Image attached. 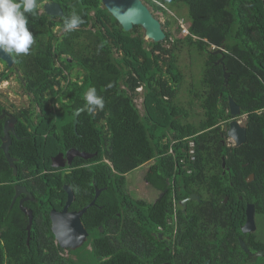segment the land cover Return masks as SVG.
Instances as JSON below:
<instances>
[{
    "label": "trees",
    "instance_id": "trees-1",
    "mask_svg": "<svg viewBox=\"0 0 264 264\" xmlns=\"http://www.w3.org/2000/svg\"><path fill=\"white\" fill-rule=\"evenodd\" d=\"M143 1L154 16L160 12L166 17L162 23L166 33L163 42H147L140 26L125 31L102 0H38L37 14H27L35 41L29 54H11L12 67L0 60L6 67L0 71V81H9L15 73L31 100L29 107L15 111L21 139L13 137L10 154L18 159L17 176L0 149V235L7 245L0 240V264L6 259L5 248L13 252L10 264H81L83 250L71 251L77 259L66 261L65 251L50 228L49 212L64 204L65 185L75 193L73 209L88 205L95 190L106 187L96 201L102 209L90 207L84 222L87 228H94L99 217H116L119 212L120 224H124L122 237L127 243L133 238L128 235L133 230H145V222L173 234L174 225L168 220L174 203L193 193L200 196V201L187 203L186 215L182 214L178 226L188 224L183 231L192 228V238L198 241H207L213 234L218 240H233L235 233L242 234L245 201L255 204L256 213L264 216V0ZM46 2L58 3L63 16L41 12ZM183 8L187 9L188 24L182 17L170 15ZM73 10L85 23L65 32L64 18ZM182 23L188 28L187 35L181 33ZM175 26L181 37L176 36ZM223 47V54H217ZM187 48L190 54L197 50L204 58L203 92H195L204 116L196 124L186 121L190 114L177 98L183 75L176 56ZM222 57L229 74L227 84L223 64H217ZM90 87L96 88L105 106L82 112L75 129V113L85 106L83 96ZM140 95L144 115L136 104ZM230 97L240 106L241 115H247V140L232 149L222 143L226 132L220 126L235 117L230 114ZM4 110L8 111L0 102V114ZM3 124L0 120V135L4 133ZM191 140L195 142V161L189 152ZM71 148L96 154L92 162L97 163L68 174L53 167L54 157ZM222 157L232 168L225 177L240 180L222 181ZM153 159L155 164L144 179L165 195L154 208L147 209L129 199L125 175ZM81 162L85 160L75 158L73 167ZM55 170L59 172L51 174ZM248 173L255 174L253 182H245ZM34 175V193L40 203L34 206V224L27 244L28 218L17 206L10 209V205L16 180ZM129 195L133 197L131 192ZM226 196L230 198L228 203H224ZM1 215L7 217L8 230L2 229ZM145 238L153 239L150 235ZM253 242L254 249H264V242ZM104 246L94 244V262L95 257L105 254ZM122 246V264H137L131 258L132 250L123 254L127 249ZM224 254L226 264H264V258L243 255L238 261ZM141 264L145 262L141 260Z\"/></svg>",
    "mask_w": 264,
    "mask_h": 264
},
{
    "label": "flooded vegetation",
    "instance_id": "flooded-vegetation-1",
    "mask_svg": "<svg viewBox=\"0 0 264 264\" xmlns=\"http://www.w3.org/2000/svg\"><path fill=\"white\" fill-rule=\"evenodd\" d=\"M5 111V112H4ZM2 111V113L0 114V120H4V130H3V135H0V149L4 152V150L2 149V145L4 143V137H5V123L10 120L11 118L15 119V122L10 123V127L14 128L13 130H10L9 134L11 137V144L9 146V154H10V149L11 146L13 144V137H16L18 140L21 139V137L17 134L16 131V125L18 124L19 119L15 116L16 113L13 111H6L4 110ZM4 114V117L1 118V116ZM247 119V115H240L238 117H233L230 120L227 121H223L220 123L221 129L226 132V136L224 137V135H222L223 139H222V143L225 144L229 149H232L234 147H237L235 142H233V140L227 135V131L229 128V124L232 120H237L240 125H245V121ZM246 126V125H245ZM8 141V139L6 140V142ZM228 143V144H227ZM71 149H75L76 148H71ZM71 149H68L66 152H63L62 154L65 156L64 161L66 163L65 167H58V169L63 170L62 172L68 174L71 173L73 170H75L78 167H90L93 164L97 163V162H92V159H88L85 160V162H81L79 165L73 167V163L75 161L74 157L73 160L71 161L70 164H68V160L66 158L67 152ZM79 151V150H77ZM80 152V151H79ZM5 154V152H4ZM11 156V154H10ZM12 157V156H11ZM15 158V157H12ZM16 161H14V163H16L18 161L17 158H15ZM8 164L9 161L7 160ZM16 165V164H15ZM53 165V163H52ZM10 166V164H9ZM11 167V166H10ZM17 167V166H16ZM222 169H224L223 172V177L222 181H238L240 179H238L239 177H237V179H233V176H229V177H225V172L228 171H232V168L227 167V163H226V159L225 157H222V164H221ZM243 168H247L248 165L247 164H242ZM12 168V167H11ZM13 169V168H12ZM59 170H55L52 171L51 174H56L58 173ZM17 174H18V168H17ZM17 174H14V170H13V175L17 176ZM35 177L31 176L28 179H24V180H16V183H14V194L12 197V202L10 205V209L13 208L14 206H17L20 210V212H22L24 215L27 216L28 218V224H29V217L26 214V212L24 210L27 211H31L32 215H33V224H34V206H37L40 202L38 199V195L37 193H34V187L36 186V181H35ZM255 174L254 173H248L247 176L244 178L245 182H253L255 180ZM145 183H147L149 186H151L152 189H154V187L146 180H144ZM231 182V184H232ZM3 184H8V183H3ZM32 187V190H30L28 187ZM65 186H69V185H65ZM17 187H21V188H25L26 191H22L19 192V194H17ZM95 187V185H94ZM71 189V187H70ZM105 188H101V189H96L95 190V196L93 198V201L96 198L97 195V190H99V196L103 193L102 190H105ZM72 190V189H71ZM66 192V191H65ZM73 195H74V199L71 203V205L68 208V213L72 214V213H79L81 212L85 207H87L88 205H90L92 202H90L88 205L82 207L81 209H73L72 205L76 200V196L74 191L72 190ZM128 196L130 197V200L135 201L136 203H140V205H146L147 209H151L154 205L158 204L161 199L164 197L165 192L162 191H155L154 193L151 194H145L143 193V195L138 194L135 195L136 197H132L129 191H127ZM259 192L256 193V196ZM132 194V193H131ZM137 194V193H135ZM192 195H196L198 198L194 199V200H190V201H200V196L197 195L196 193H193ZM190 195V196H192ZM264 197V194H262ZM55 196V195H54ZM53 196V198H54ZM98 196V197H99ZM189 196V197H190ZM98 197L96 198V201L98 199ZM188 197V198H189ZM56 198V197H55ZM68 194L66 192L65 195V202L64 204L61 206L60 209H55L52 207V209L49 212V221H50V228L52 229V217H51V211L55 210L58 213H61L65 207V205L68 202ZM187 198V199H188ZM240 199H242V197H240ZM15 200V202H14ZM184 200V199H183ZM230 200L229 196L225 197L224 203H228V201ZM264 200V199H263ZM95 204L93 206H98L97 209H102L103 206H100L98 204ZM182 200L180 201H175L174 204H176L173 208V211L170 213L171 219L168 220V223L170 225H174V233L172 234H166L165 233V229L162 227L157 228L156 225H150L147 224V222H145V230L144 231H140V232H136L135 230L132 231V234L129 233L128 235H131L133 238L132 240L127 243L126 239H123L122 235H124V233L121 231V227L124 225L120 224L119 221V217L121 216V214L119 212H116L114 216H107L106 218H101L99 217L97 219L96 222V227L97 230H94V228L96 227H91V228H87L85 222H84V218L85 215L87 214V212L82 216L81 220L83 223V226L85 228V230L87 231V236L86 239L84 241V243L82 244L81 247L77 248V249H71V248H66L63 249L65 252L63 253L64 258L66 259V261H68V259H73L76 260L77 256L75 254H72L71 251H76L79 249L83 250L82 253V258L80 263L81 264H122L121 259H120V246L121 243L123 244L121 249L126 250L125 252H123V254H125L126 252L128 253L129 250H132V255L131 258L136 261L137 264H141V260H143L145 262V264H211L212 262H214L215 264H226V258H225V252H226V256H228L227 258H231L233 260H240L241 257L244 255V257H255V258H264V256H258L256 255L257 252H263L264 249H254L253 247V240H255V244L261 243L263 244L264 242V233L262 234V236H256V233H259L260 231V227H264V216L262 217L261 215L256 213V209H255V221H256V230L249 232V233H243L242 228L244 227L246 220H247V214H246V209L247 206L252 204L255 207V204L250 203L248 201H245V222L243 225L240 226V230L242 232V234H238L235 233L233 240L232 239H227V240H218L215 235H210L209 240L207 241H198L193 239V233L191 232V229L183 231V228L188 227V224L185 226H182L181 228L178 226L179 221L182 218V214L184 213V215H186L185 213V208L186 205L183 206L182 205ZM189 202V201H188ZM187 202V203H188ZM55 203L54 201H49V205H52ZM178 203L183 207L180 208ZM61 204V202L59 203ZM92 206V207H93ZM130 207H133L131 201L129 204ZM154 208V207H153ZM159 208V207H158ZM17 211V210H14ZM167 211V209L165 210ZM152 212V211H151ZM151 212H149L150 214V219L151 217ZM2 229L5 228L6 230H8L7 224H8V220L6 216H2ZM149 220V219H148ZM121 222H123L121 220ZM27 224V226H28ZM33 224H32V228H33ZM184 225V224H183ZM26 226V229H27ZM89 229H92L91 231H89ZM264 229V228H263ZM32 231V230H31ZM262 232V230H261ZM28 234V232H27ZM150 235L153 239H147L145 238V236ZM261 235V234H260ZM31 238V235H30ZM29 235H28V239H27V244H29L30 241ZM0 240L3 244V246H6L5 241L2 239L1 235H0ZM56 240V239H55ZM122 241V242H121ZM57 242V241H56ZM242 243H244L247 247V250H245L242 247ZM58 244V243H57ZM94 244L99 245H105V254L103 255H98L97 257H95L96 261L94 262V260L91 258V252L94 251ZM86 246L85 248H82ZM224 246H226V249H224ZM108 248H113L114 251L110 252L108 250ZM5 251V260L3 262V264H10V260L9 257L12 256L11 254H13V252H10L8 248L4 249ZM218 253V255H216ZM221 253V254H219ZM122 254V255H123ZM120 255V256H119ZM146 255V256H145ZM144 258H143V257ZM232 256V257H231ZM139 257V258H137ZM200 257H203V259L201 260ZM209 257H212L211 259ZM140 259V260H138ZM132 262V260H131ZM69 263V262H68ZM263 264V263H261Z\"/></svg>",
    "mask_w": 264,
    "mask_h": 264
},
{
    "label": "water",
    "instance_id": "water-1",
    "mask_svg": "<svg viewBox=\"0 0 264 264\" xmlns=\"http://www.w3.org/2000/svg\"><path fill=\"white\" fill-rule=\"evenodd\" d=\"M103 5L106 7L108 12L119 22L122 28L125 31H131L134 26H140L144 30V35L147 37V40L154 41L156 43L163 42L166 38V33L163 30L162 23L158 18H156L149 7L142 0H102ZM44 11L46 14L51 16H62L63 11L59 4L52 2L46 3L44 5ZM144 37V38H145ZM224 47L219 48L216 53L223 54ZM224 57V56H223ZM223 57L217 62V64H223ZM0 60L7 63L8 66L12 67L14 64V59L9 53L0 52ZM224 77L226 84L229 81V74L226 72V68L224 67ZM20 79H22L21 74H19ZM83 111H80L79 114H75L74 126L76 127L79 120V115L86 110L85 107ZM80 108V109H82ZM229 108L230 114L232 116L238 117L241 115L240 106L233 100V98H229ZM5 112V111H4ZM4 117V114L1 118ZM15 122V119L11 118L5 123V137L4 143L2 145V149L4 150L6 156L8 157V161L10 166L14 170V174H17V167L14 163L16 161L15 158H9V146L11 144V137L9 134L10 130L14 131L13 127H10V123ZM227 135L235 141L237 147L242 146L247 140V127L245 125H240L237 120H232L229 124V128L227 131ZM8 141L6 142V140ZM96 154H87L85 152H79L75 149H71L67 152L66 158L68 160V164L71 163L74 157H80L82 159L88 160L95 156ZM65 156L60 153L53 159V167H65L66 163L64 161ZM63 160V161H62ZM65 191L68 194V202L65 205L63 211L61 213L56 212L55 210L51 211L52 217V232L56 241L60 244L63 249L71 248L77 249L82 246L84 243L87 231L85 230L82 223V216L87 212V210L95 204L96 198L99 196V192H97L95 200L85 207L79 213H68V208L71 205L74 195L70 186H64ZM26 191L25 188L17 187V194L19 192ZM196 195L190 196L188 199L182 200V205L185 206L188 201L197 199ZM15 202V200H14ZM29 217V224L27 226V232L30 238L32 224H33V215L31 211L24 210ZM247 220L242 228L243 233H249L256 230V221H255V207L250 204L246 209ZM242 247L247 250V247L244 243H242ZM258 256H264L263 252H257Z\"/></svg>",
    "mask_w": 264,
    "mask_h": 264
},
{
    "label": "rangeland",
    "instance_id": "rangeland-1",
    "mask_svg": "<svg viewBox=\"0 0 264 264\" xmlns=\"http://www.w3.org/2000/svg\"><path fill=\"white\" fill-rule=\"evenodd\" d=\"M44 4L43 8L40 10L41 12L44 11ZM154 14L155 17L161 21V23H165L166 17L164 15L160 12H155ZM170 15L174 17H182L181 20L184 19L185 23L188 24L187 9L183 8L180 13L172 11ZM174 30L176 31V26ZM176 36L181 37L182 34L176 31ZM145 40L148 42L147 37H145ZM166 45L168 46V44ZM194 52L195 53L192 52L193 54H190V50L187 48L178 53L176 56V63L183 75V81L177 96L179 100L178 103L185 107L190 114L186 121L196 124L199 123L204 116L203 110L200 108V100L195 97V92H203L201 82L203 77L204 58L198 54L197 50H194ZM5 68L4 63L0 61V71L5 70ZM139 90L142 89L140 88ZM30 101V97L25 94L15 73L12 74L9 81H0V102L7 107L8 111L15 112L21 110L23 107L27 108L30 106ZM142 102V97L140 95V97L136 99V104L141 114L144 115L145 111ZM190 102H192L191 105L189 104ZM57 107L59 108L60 106L57 105ZM154 162L155 159H153L152 162L143 164L139 169L125 175L126 189L131 192L133 196L138 194L143 195V193L151 194L155 192V189H152L151 186L144 181L145 175L150 170V167L155 164ZM263 228L260 227L259 233H256L257 237L262 236L264 233Z\"/></svg>",
    "mask_w": 264,
    "mask_h": 264
},
{
    "label": "clouds",
    "instance_id": "clouds-1",
    "mask_svg": "<svg viewBox=\"0 0 264 264\" xmlns=\"http://www.w3.org/2000/svg\"><path fill=\"white\" fill-rule=\"evenodd\" d=\"M39 6L38 0H0V52L14 54L17 57L29 54L35 41L33 33L29 30L27 14L36 15ZM83 23L85 21L82 16L73 10L64 18L63 30L72 32ZM83 99L89 112L102 110L105 106L103 97L97 94L95 87L88 88ZM83 110L84 108L77 109V114Z\"/></svg>",
    "mask_w": 264,
    "mask_h": 264
},
{
    "label": "bare ground",
    "instance_id": "bare-ground-1",
    "mask_svg": "<svg viewBox=\"0 0 264 264\" xmlns=\"http://www.w3.org/2000/svg\"><path fill=\"white\" fill-rule=\"evenodd\" d=\"M46 3H52V2H46ZM45 3V4H46ZM56 3V2H55ZM44 4V5H45ZM58 4V3H57ZM61 7V6H60ZM106 8V7H105ZM62 9V8H61ZM63 11V10H62ZM45 12V11H44ZM63 16V15H62ZM61 17V16H59ZM161 22V21H160ZM135 27V26H134ZM133 30V29H132ZM148 41H151V40H148ZM225 50V49H224ZM12 56V55H11ZM85 107V106H84ZM87 110V109H86ZM76 114V113H75ZM74 119H75V116H74ZM75 127V126H74ZM77 128V126L75 127V129ZM10 132V131H9ZM189 147H190V155H191V160L192 161H195L196 160V157H195V142L193 140H191L189 142ZM6 159L8 160V157L6 156V154H4ZM9 158H11V156H9ZM194 158V159H193ZM12 159V158H11ZM97 192H99V190H97ZM58 243V242H57ZM59 244V243H58ZM60 245V244H59ZM61 247V246H60ZM62 248V247H61Z\"/></svg>",
    "mask_w": 264,
    "mask_h": 264
},
{
    "label": "built area",
    "instance_id": "built-area-1",
    "mask_svg": "<svg viewBox=\"0 0 264 264\" xmlns=\"http://www.w3.org/2000/svg\"><path fill=\"white\" fill-rule=\"evenodd\" d=\"M181 28H182V32H183V34L184 35H187L189 32H188V28H187V26H186V24L185 23H182L181 24ZM194 159V158H193Z\"/></svg>",
    "mask_w": 264,
    "mask_h": 264
}]
</instances>
